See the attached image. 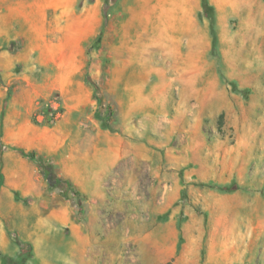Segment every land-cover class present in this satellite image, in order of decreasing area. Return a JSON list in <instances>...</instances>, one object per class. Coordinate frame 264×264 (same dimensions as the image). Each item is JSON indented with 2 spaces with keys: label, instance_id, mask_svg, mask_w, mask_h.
Wrapping results in <instances>:
<instances>
[{
  "label": "rangeland",
  "instance_id": "obj_1",
  "mask_svg": "<svg viewBox=\"0 0 264 264\" xmlns=\"http://www.w3.org/2000/svg\"><path fill=\"white\" fill-rule=\"evenodd\" d=\"M206 3L0 0V264H264V0Z\"/></svg>",
  "mask_w": 264,
  "mask_h": 264
},
{
  "label": "crops",
  "instance_id": "obj_2",
  "mask_svg": "<svg viewBox=\"0 0 264 264\" xmlns=\"http://www.w3.org/2000/svg\"><path fill=\"white\" fill-rule=\"evenodd\" d=\"M65 58H66V60L63 63L60 62V64H58L60 66L63 65L65 67L64 78H63L64 80L59 81V82H57V81L52 82V83L48 84L45 88L37 91L36 94L38 95V97L45 98V97L49 96V94L55 90H58L61 92H66V93L69 92V89H70L69 85L73 82L71 80V78H72L71 76L75 72V66L81 65V59L80 58L77 59L75 57V54H74V57L71 56V54L68 53L67 51L65 53ZM78 86L81 88L84 87L83 83H80V81L78 82ZM88 121H91L95 126L97 125V123L91 118L90 115L86 116L85 119L81 120L80 124L87 123ZM110 162H111L110 167H112L113 166V160H111ZM69 176H71V175L69 174ZM71 178H72V176H71ZM96 180H97V178H96ZM63 218H64V220H63L64 225L71 227V235H73L75 237L76 242L82 243L83 240L87 239L86 237L84 238L82 233H81L80 224H78L75 221L71 222L69 214H64ZM79 255L82 256L81 251H80Z\"/></svg>",
  "mask_w": 264,
  "mask_h": 264
},
{
  "label": "built area",
  "instance_id": "obj_3",
  "mask_svg": "<svg viewBox=\"0 0 264 264\" xmlns=\"http://www.w3.org/2000/svg\"><path fill=\"white\" fill-rule=\"evenodd\" d=\"M61 102L58 97L41 102L35 109V121L47 127L55 126L61 117Z\"/></svg>",
  "mask_w": 264,
  "mask_h": 264
},
{
  "label": "trees",
  "instance_id": "obj_4",
  "mask_svg": "<svg viewBox=\"0 0 264 264\" xmlns=\"http://www.w3.org/2000/svg\"><path fill=\"white\" fill-rule=\"evenodd\" d=\"M202 2H203V5L206 7V11L209 12V13L212 12V8L209 7V6L207 5L206 0H202ZM211 20H212V19H211ZM213 41L215 42V37L213 38ZM214 42H213V43H214ZM97 117H99V116L97 115ZM99 119H100L102 122H104L103 119H101V118H99ZM28 158H29V159H33L32 156H28ZM38 167H39V171H40V173H41L43 176H45L46 179H47L48 181H50V180H49V177H48V174H47V172H46V170H45V168H44L41 164H39ZM218 189H219L220 191H223V192H232V191H234V190L236 189V187H235V184L232 183L231 185L222 186V187H219Z\"/></svg>",
  "mask_w": 264,
  "mask_h": 264
}]
</instances>
